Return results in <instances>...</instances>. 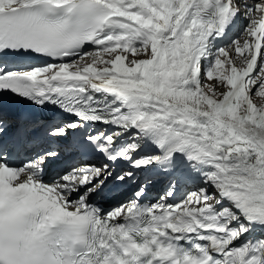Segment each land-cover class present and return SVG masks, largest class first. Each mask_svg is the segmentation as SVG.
<instances>
[{
    "label": "snow or ice",
    "instance_id": "obj_1",
    "mask_svg": "<svg viewBox=\"0 0 264 264\" xmlns=\"http://www.w3.org/2000/svg\"><path fill=\"white\" fill-rule=\"evenodd\" d=\"M0 264H264V0H0Z\"/></svg>",
    "mask_w": 264,
    "mask_h": 264
},
{
    "label": "rangeland",
    "instance_id": "obj_2",
    "mask_svg": "<svg viewBox=\"0 0 264 264\" xmlns=\"http://www.w3.org/2000/svg\"><path fill=\"white\" fill-rule=\"evenodd\" d=\"M222 90V88L220 89V91Z\"/></svg>",
    "mask_w": 264,
    "mask_h": 264
},
{
    "label": "bare ground",
    "instance_id": "obj_3",
    "mask_svg": "<svg viewBox=\"0 0 264 264\" xmlns=\"http://www.w3.org/2000/svg\"><path fill=\"white\" fill-rule=\"evenodd\" d=\"M221 91H223V89Z\"/></svg>",
    "mask_w": 264,
    "mask_h": 264
}]
</instances>
